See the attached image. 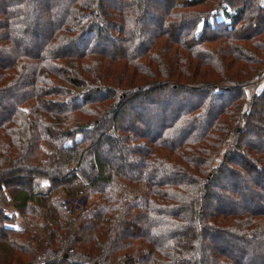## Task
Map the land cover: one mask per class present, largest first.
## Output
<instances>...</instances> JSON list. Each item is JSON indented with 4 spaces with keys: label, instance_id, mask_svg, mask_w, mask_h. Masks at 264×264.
<instances>
[{
    "label": "trees",
    "instance_id": "obj_1",
    "mask_svg": "<svg viewBox=\"0 0 264 264\" xmlns=\"http://www.w3.org/2000/svg\"><path fill=\"white\" fill-rule=\"evenodd\" d=\"M38 1L0 0V264L260 261L262 0H169L154 30L147 0Z\"/></svg>",
    "mask_w": 264,
    "mask_h": 264
},
{
    "label": "rangeland",
    "instance_id": "obj_2",
    "mask_svg": "<svg viewBox=\"0 0 264 264\" xmlns=\"http://www.w3.org/2000/svg\"><path fill=\"white\" fill-rule=\"evenodd\" d=\"M46 2H47V0H39L38 1V3L40 5H42V3H46ZM105 2H107L108 4H114V5H117L118 4V1L117 0H105ZM168 2H169V0H147V4L144 7V9H145L144 15L145 16H143V25H148L150 27V29H152V30L156 29V27H157V25L159 23V20H160L159 13L164 8V6H166L168 4ZM32 5H33L34 10L37 9V5L35 3H33ZM246 5H248L249 9L251 11H253L254 6L252 5L251 0H246ZM59 12L60 11H58L56 9L54 15L55 16L59 15ZM35 13H37V12H35ZM50 16H52V15L50 14ZM35 31H36L37 34H34V36H32L30 38V42L32 40V43L34 41L39 40L40 39L39 38L40 35H44L45 34V28L42 27V26H40V27H37L35 29ZM149 32H151V31H149ZM175 32L177 33V31H175ZM148 37H150V36L149 35L146 36L143 40L145 41V39L148 38ZM100 45L105 49L106 52H108L110 54L112 53V50L115 49L114 47H111L108 44H104V42H101ZM29 47H31V46H29ZM20 48L21 49L22 48L25 49L26 48V44H24V45L22 44ZM35 49L33 51H35ZM81 49H82L81 46H74V47H69V48H67L65 50L63 49V50L66 51L67 53H72V52H77V51H79ZM172 55H173V53H171L169 56H172ZM8 58L9 57L7 55H3V54L0 53V63L6 62ZM162 64H164V63H162ZM163 66H165V64ZM168 69H169L168 67H165V68H163L161 70L162 71H167ZM260 69L262 70L263 69V66H261ZM189 76H190V78L193 77L195 79V75L192 72H191V75L189 73ZM196 79H197V77H196ZM262 87H264V76L260 80L259 79L256 80L255 85H254L253 88L246 87V89H245V91H246V97L247 98H250V94L252 92H256V91L258 92V91H260L262 89ZM174 100H175V102L174 103H171L170 108H169V111H171V109L173 110L174 107H175V105L178 104V103H181V104H184L185 105V104L190 103V102H195L197 99L190 98L189 96L185 95L183 97H176V98H174ZM6 101H10V98H7ZM138 104H140V101H138L137 105H134V107L131 108L130 111H132L134 113L137 109H139L140 107H142L141 105L143 103L140 104V105H138ZM6 106H7V108H6L5 112L2 114V117L4 115H6V113H8L10 111V106H8V105H6ZM258 109H259V111L261 113L264 114V103L263 104H260L259 107H258ZM121 116H122L121 119H122V125H123V127L128 128V129L130 128L132 130H136L137 129L136 128V125H135V122H134V119L132 118L133 116H132L131 113H129V112L126 113L125 112L124 114L122 113ZM169 116H171V112H170ZM158 118H160V117H158ZM158 118L156 120L157 122H153L152 120L151 121H148L149 124L147 123L146 128L150 131V133H154L155 131H157L158 126L161 124V119H158ZM258 136H260V135H258ZM252 140L255 143L257 141V140L255 141L253 138H252ZM258 143L259 142H257V144ZM120 147H121L120 145L117 146L118 149H121ZM101 152H102V156L109 158L110 161H111V163L113 165L119 164V161L124 162V163H128V164H130V163L132 164L131 161H134L135 162L137 160L136 158H131L132 159L131 160L130 159V156L129 155H126V154L121 155V158L120 159L119 158H116V157H114L115 153L114 154H109V151L106 150L105 145H103L101 147ZM131 157H133V156L131 155ZM47 182L48 181L46 179L45 180L44 179H39V180L36 181V185L39 188L45 190V189H47V185H48ZM73 200L74 199H71V200L70 199H67V200H65V203H68V204L71 205V206L68 205V206H70L71 212L73 211L72 210L73 208H77L78 212H80L82 210L84 204L77 201V200H79L78 197H76L75 202L78 203V204H80V206L79 205H76V203H73ZM226 205L229 206V204H227V203H226ZM214 207H215V203H212V207H210V210H212ZM8 210H10V212H12L13 211V208L12 207L11 208H8ZM17 219H19V217ZM19 224H20V222L16 223L15 226H18ZM140 228H144L143 225ZM125 232H128V230H121V233H125ZM223 244H225V243H220V241H218V243H217L216 246L219 248V247H222ZM239 249L240 248H237V247L236 248H234V247L233 248L228 247V252L233 253L234 255H236V258H237L238 257L237 256V253H238V250ZM215 251H218V249L215 250ZM251 262H252V264H262V262H264V257L262 259H260V261H258V262H255L253 259H251Z\"/></svg>",
    "mask_w": 264,
    "mask_h": 264
},
{
    "label": "crops",
    "instance_id": "obj_3",
    "mask_svg": "<svg viewBox=\"0 0 264 264\" xmlns=\"http://www.w3.org/2000/svg\"><path fill=\"white\" fill-rule=\"evenodd\" d=\"M262 2L264 3V0H262Z\"/></svg>",
    "mask_w": 264,
    "mask_h": 264
}]
</instances>
